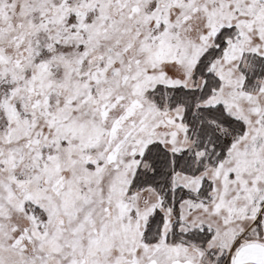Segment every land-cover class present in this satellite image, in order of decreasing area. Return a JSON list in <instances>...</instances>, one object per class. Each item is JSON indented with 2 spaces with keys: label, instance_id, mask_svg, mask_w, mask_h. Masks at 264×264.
<instances>
[{
  "label": "snow or ice",
  "instance_id": "6c2138e0",
  "mask_svg": "<svg viewBox=\"0 0 264 264\" xmlns=\"http://www.w3.org/2000/svg\"><path fill=\"white\" fill-rule=\"evenodd\" d=\"M0 264H264V0H0Z\"/></svg>",
  "mask_w": 264,
  "mask_h": 264
}]
</instances>
